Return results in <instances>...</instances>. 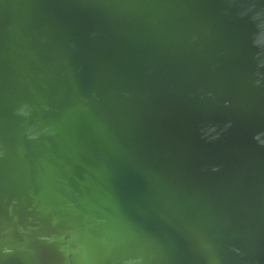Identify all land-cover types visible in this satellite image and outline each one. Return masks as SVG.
Masks as SVG:
<instances>
[{"label":"water","instance_id":"1","mask_svg":"<svg viewBox=\"0 0 264 264\" xmlns=\"http://www.w3.org/2000/svg\"><path fill=\"white\" fill-rule=\"evenodd\" d=\"M0 264H264V0H0Z\"/></svg>","mask_w":264,"mask_h":264}]
</instances>
